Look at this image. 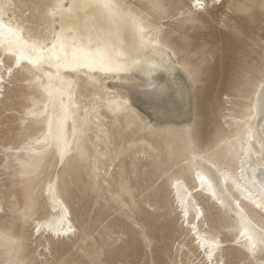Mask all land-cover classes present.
I'll list each match as a JSON object with an SVG mask.
<instances>
[{
  "label": "rangeland",
  "instance_id": "1",
  "mask_svg": "<svg viewBox=\"0 0 264 264\" xmlns=\"http://www.w3.org/2000/svg\"><path fill=\"white\" fill-rule=\"evenodd\" d=\"M7 2L6 20L21 25L26 36L52 38L47 8L37 7L51 0ZM121 2L132 6L134 15L164 27L168 50L163 57L153 56L152 46L146 50L157 63L172 62L169 70L161 67L152 72V82L165 90L160 107L181 112L188 108L190 94L200 114V136L220 154L240 134L264 80L260 0H220L213 13L219 20L207 28L186 15L191 0ZM154 3L163 4L167 14H154L149 7ZM0 65L1 72L12 67L0 96V207L8 210L7 215L0 211V264L10 259L33 264L194 260L193 240L181 227L169 188L174 177L194 185L193 156L183 151L181 121L157 116L139 95L141 89L152 90L146 77L134 74L138 88L127 110L117 102L128 97L111 95L127 86L116 74L99 84L83 75L70 77L72 107L83 136L78 142L71 136V149L64 157L69 162L62 165L55 144L50 138L45 142L50 114L58 103L45 92L44 78L24 64L13 63L12 54L2 48ZM49 184L56 186L70 210L75 225L70 238H52L41 229L38 234L34 227V220L47 218L44 189ZM194 196L204 213L202 228L223 240L218 264H244V255L231 241V221L205 196Z\"/></svg>",
  "mask_w": 264,
  "mask_h": 264
},
{
  "label": "snow or ice",
  "instance_id": "2",
  "mask_svg": "<svg viewBox=\"0 0 264 264\" xmlns=\"http://www.w3.org/2000/svg\"><path fill=\"white\" fill-rule=\"evenodd\" d=\"M219 6L220 0H213L212 4H208L206 0H195V4L189 7L186 15L194 24L207 28L209 23L215 24L219 20V17L213 14L214 10ZM37 7L50 9V14L53 17L59 14L61 18V31L57 33L54 26L51 28V48L47 47L49 43L48 37L43 38L44 42L42 44L39 42L31 44L24 42L21 44L20 42L23 38L17 36L16 43L20 47V54L17 56L18 65L20 60L27 59L30 64H33L38 69H42V65L47 62L50 67L55 63L58 67L63 66L71 68L72 71L83 72L89 78H91L90 74L97 72L105 73L104 77H97L96 83L98 84L102 83L103 79H107L108 75L116 74L117 79L122 80L127 86L118 89L111 95L128 97L117 102L119 107L124 110L131 107L130 97L138 88L134 74L137 72L141 73L146 77L148 86L152 90L144 91L141 89L139 95L143 97L145 104L152 108L157 116L164 119H179L181 121L183 125L181 136L185 154H191L194 159L199 157L200 159L212 161L213 165L216 166V173L223 176L225 180L229 179L224 170L217 165L216 157L219 153L214 149L213 144L208 143L205 145L200 136L198 130L200 114L193 108L191 95L189 94L188 96V108L181 112L160 107L165 90L162 87L157 88L152 82V72L161 67L169 70L172 62L169 60L166 63H157L146 54V50L152 46L151 51L153 56L160 55L161 57L168 50L165 46L163 25L151 24L150 21H145L142 16L133 15L131 11L132 6L121 2V0H72L67 5L57 3L55 5H37ZM149 7L154 14H167L165 6L161 3H154ZM252 7L256 6L253 5ZM193 8L196 11H193ZM259 8L264 13V0H260ZM3 10V6H0V21H2ZM82 18H87L86 23L90 22L94 25L92 29L87 31L88 45H84L82 42L77 45L73 41V44L68 46L62 39L66 28L65 21L78 22ZM202 20L204 21L203 24H201ZM129 23H131L133 28L131 40L126 39L122 31V27L126 29ZM224 26V23H221V27ZM13 35L14 33L9 29V45H11L10 38ZM145 36H148L149 39L145 40ZM4 41V25L0 22V46L3 45ZM57 48L60 49V52L57 51ZM60 53H63V55ZM205 55H207L206 50ZM185 70L191 73V69L187 65H185ZM9 73H11V69H9ZM121 73H123V76L120 75ZM261 75L264 76V69H262ZM58 77L59 72H57ZM190 78L195 79V75H190ZM0 80H2V73H0ZM257 109L259 119L264 120V84L260 85V89L257 92ZM53 113V116L49 118V132L45 138V142H49L50 138L51 142L55 144L59 150L61 164L63 165L69 162L64 158L68 144V121L72 120L71 129L74 142H78V138L83 136V127L78 122L70 106H64L63 101H61L58 112L54 106ZM258 134L260 139V162L264 164V126H261ZM248 135L251 136L253 133L249 132ZM245 152L247 155L251 152V148L249 147ZM208 171L210 175L207 179L201 172L196 173L197 179L200 180L202 188L204 184H207V189L213 193V197L222 201V198L216 196V188L213 186L212 177L216 173H212L211 168ZM51 190L52 185L49 184V191ZM260 195L261 203L258 206L264 208V183L260 185ZM245 198L252 199L251 196H246ZM253 202L255 203V201ZM193 205L195 206L194 201ZM180 206L183 210V198L180 199ZM237 208H239V205H237ZM0 211H4L5 215H7L8 210L3 207H0ZM67 211V208H63L65 219L67 218ZM197 213L199 216V208H197ZM185 215H187L186 212ZM241 216H243V213H241ZM72 232H75V229L69 223L63 234L67 235ZM241 235H245V233ZM197 241L201 247H205L206 240L204 237L198 235ZM218 243L216 246H218ZM216 246L208 245L206 248L210 264H216V261L212 259V253L215 251ZM246 246L253 253V259L257 258L256 251L258 248L259 264H264V224H262L259 230L258 239L253 240L249 237V243ZM8 264H33V262L10 259ZM40 264H44V261H41ZM91 264H96V261L92 260ZM221 264H224V262L221 261ZM244 264H251V261H245Z\"/></svg>",
  "mask_w": 264,
  "mask_h": 264
},
{
  "label": "bare ground",
  "instance_id": "3",
  "mask_svg": "<svg viewBox=\"0 0 264 264\" xmlns=\"http://www.w3.org/2000/svg\"><path fill=\"white\" fill-rule=\"evenodd\" d=\"M71 2L72 0H51L50 4L55 5L57 3H64L67 5ZM7 3V0H0V6H3L4 9L2 13V21L0 22L4 25L5 36V41L0 48L12 54L13 63L17 64V56L20 54V47L16 43L17 36L23 38L20 42L21 44L24 42H28L29 44L39 42L42 44L44 41L43 38L38 36H26L21 25L11 23L5 19L8 15ZM194 4L195 0H191L190 6H193ZM50 13L51 10L47 8V15L51 18L55 31L60 33L61 18L59 14L53 17ZM86 20L87 18H82L78 22L65 21L66 28L62 39L68 46H71L73 41H75L77 45L81 44V42L84 45H88L87 31L92 29L94 25L90 22L86 23ZM9 29H11L14 33V35L10 38L11 45H9ZM122 31L124 32L126 39H132L133 28L131 23H129L126 29H123L122 27ZM51 40L52 38L49 40L47 45L48 48H51ZM145 40L148 39L145 37ZM57 51L60 52V49L57 48ZM60 54L63 55V53ZM19 64L28 66L44 78L46 84L44 90L47 92L49 98L57 101V112L60 110L61 101H63L64 106H70L72 112H75L72 107L74 101L71 98L72 93L70 91V77L75 75L85 76L83 72L72 71L71 68L68 67H58L55 63H53L50 67L47 62L42 65V69H38L33 64H30L27 59L20 60ZM11 68V66H6L3 72L0 70V73H2V80H0V96H2L1 92L4 89L6 73H9V69ZM57 72H59L58 78ZM102 74L105 73L97 72L95 74H90L91 78L88 76H85V78H88L90 81H96L97 77ZM261 84H264V80L259 84L248 114V118L241 128L240 134L234 142L227 146L216 158L217 165L224 170L229 179L225 180L223 176L216 173V166L213 165L212 161L197 157L195 159L193 158V163L191 165L193 169L192 180L194 182L192 187L188 186L185 179L181 177H174L170 181L169 188L172 194L173 202L175 203L177 209H179L180 218L182 219L181 227L186 230L188 236L190 235L193 240L194 249L192 251L194 252L193 255L195 258L192 261L189 260V263L187 264H210L206 248L208 245L216 246L217 242H219L215 251L212 253V259L216 261V264H218V256L224 246L222 239L218 236L209 234L207 230L202 228L204 224L201 225V223H204V213L202 207L196 201L194 193L205 196L208 201H212L217 205L224 218L231 221L228 225L233 236L231 241L238 247L237 250L242 252L246 261L250 260L251 264H259V249L257 248L256 251L257 258L253 259V253L246 245L249 243V237L253 240L258 239L259 230L261 229L262 224H264V219H262L264 218V208L258 206L261 203L260 185L261 183H264V164H261L260 162V139L258 134L261 126H264V120L259 119V112L257 109V92L259 91ZM53 114L52 110L50 117H52ZM71 121V119L68 121V144L66 146L65 155L71 149L70 144L72 140V133L69 128L72 124ZM249 132L253 133V135L249 136ZM249 147L251 148V152L246 155L245 150ZM57 151L59 153L58 149ZM210 168L212 173H216V175L212 177L213 186L216 188V196L222 198V201L221 199L213 197V193L207 189V184H204L202 188L200 180L197 179V172H201V174L207 179L210 175L208 171ZM254 169L255 171H253ZM233 181H235V183H233ZM51 185V191H49V185L44 189L46 197L49 201L47 218L44 220H34V227H37L36 232H38V234V229H41L42 231L47 232V234L52 238H70L75 235V232L68 233L67 235L63 234L69 223L75 229V225L71 220L70 210L58 194L56 186L53 184ZM246 196H251L252 199H246ZM181 198L184 200L183 210L180 206ZM193 201L195 202V206L193 205ZM253 201H255V203ZM237 205H239V208H237ZM63 208H67L68 210L66 219L64 218ZM197 208L200 209L199 216ZM185 212L187 215H185ZM241 213H243V216H241ZM242 233H245V235H241ZM198 235L205 238V247H201L198 243ZM196 259L197 263L195 262Z\"/></svg>",
  "mask_w": 264,
  "mask_h": 264
}]
</instances>
